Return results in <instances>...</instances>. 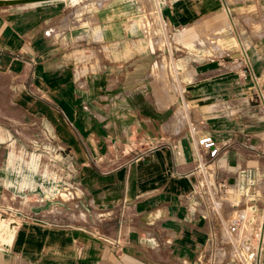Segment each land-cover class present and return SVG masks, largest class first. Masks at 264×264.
<instances>
[{"label": "crops", "instance_id": "crops-1", "mask_svg": "<svg viewBox=\"0 0 264 264\" xmlns=\"http://www.w3.org/2000/svg\"><path fill=\"white\" fill-rule=\"evenodd\" d=\"M1 1L4 0H0V205L5 202L4 196L19 197L33 186L28 160L20 150L25 142L21 129L29 131L37 113H42L44 122L53 126L61 143L72 147L80 170H86L81 175L93 177L88 206H106L107 201L97 198L101 192H106L110 201L121 200L124 194L123 208L138 215L133 219L92 214L87 221L78 217L74 222L67 217L57 225L28 209L26 223L10 226V241L6 245L0 242V264H193L199 253L209 247L213 233L222 223L226 231L227 218L218 220L216 213L207 212L204 203L199 205L198 198L190 197L191 191L204 180L213 184L227 181L230 191L222 207L227 216V212L246 204L231 201L240 190V173L247 168L253 169L257 178L253 198L247 200L254 202L255 212L264 221V116L260 113V104L264 108V79L259 82L264 39L256 35L264 31V26L231 24L230 28H223L227 35L235 34V45L246 53L245 61L254 65L249 74L227 73L220 67L228 62L226 57L242 63L241 52L204 57L187 51L191 45L203 43L198 40L202 28L197 23L201 20L213 17L208 22L218 27L214 16L224 18L225 12L229 20L235 21L241 18L240 7L255 5L256 0H166L160 15L167 22L173 41L185 50L179 59L185 66L180 71L183 89H178L177 98L186 112L190 110L181 121H186V132L180 136L175 121V134L166 141L160 139L161 145L142 146L139 151L130 149L123 163L110 169L101 166V148L108 137L139 127L141 132L151 129V135L156 133L159 138L157 128L165 122L168 126L163 113L170 108L159 103L158 94L164 92L167 97L165 91L170 90L164 89V82L156 78L155 91L159 93L154 92L147 71L149 64H153L150 68L154 71L160 61V53L153 51L155 33L148 31L147 41L133 38L134 31L141 35L143 32L136 29L135 22H118L119 11L115 8L95 9L88 13L97 18V24L90 28L101 33L97 38L103 39L83 47L69 27L73 20L65 24L68 20L63 15L74 13L67 11L65 0L29 5ZM251 15L258 17L255 11ZM156 18L153 14L144 21L141 17L134 21L151 27ZM117 48H123L125 55H117ZM99 51L103 53L99 63L106 65L107 71L98 73L92 84L91 92L99 93L97 100L86 104L81 94L72 100L74 94L69 90L73 85L67 66L82 58L96 57ZM117 64L122 67L117 68ZM136 64L146 66V70L133 73L130 69ZM158 67L157 70L162 68ZM71 81L74 83V79ZM119 98L122 102H117ZM194 130L197 135H211L219 145L216 158L204 166L197 157ZM64 132H69L71 141L62 136ZM202 158H206L205 152ZM260 219L247 240L251 244L256 240L252 259L257 257L259 264H264V222L261 229ZM134 220L141 229H148L147 238L132 233ZM133 234L140 238L139 242H132Z\"/></svg>", "mask_w": 264, "mask_h": 264}, {"label": "rangeland", "instance_id": "rangeland-1", "mask_svg": "<svg viewBox=\"0 0 264 264\" xmlns=\"http://www.w3.org/2000/svg\"><path fill=\"white\" fill-rule=\"evenodd\" d=\"M7 1L4 0L2 3L7 4ZM58 1V0H56ZM65 6L67 7V11H73L74 13L71 15H63L64 20H68L65 24L71 21V25L69 24L70 29H72L73 36H78L79 43H82L83 47H90L98 43L97 41L103 38H97V35H100L96 29L90 28L93 24H97V18L94 15L88 14L93 10L97 9H117L119 18L118 22H121L123 25L126 23H130L131 21L135 22L136 29H142V35L139 32H133V38H143L145 41L148 40L147 32L155 33L153 36V51L160 53V61L156 63L157 65L154 67L153 71L148 65V74L150 75L149 81L151 82L152 90L155 91L156 78H159L164 82V89H168L170 91H165L167 97H164V92L159 93V103H162L164 106H168L170 109L163 113L165 117V121H168V126L165 122L163 127L157 128L159 138L156 137V133L151 135V129H146V132H141V128L135 127L133 129L128 130L127 134L123 133L121 136H110L106 139L105 146L102 147L101 152H103V160L101 162V166H106L107 169L114 168L115 166L123 163V161L127 158L128 152L131 151H139V149H143V147H147V145H161V140L166 141L169 135L175 134V127L172 126L179 124V133L180 136H183L186 132V126H183L186 121L185 119L190 110L186 112L184 107L182 106L181 100H179L178 94L179 90L183 89L182 84V76L180 71L185 67L183 64L179 63V59L185 54V50H183L178 42H174L169 33L168 29H163L161 26V15L160 8L166 3V0H65ZM11 5V4H9ZM241 18L230 19L226 16L225 12H223L224 18L220 16H214L215 20L218 23L217 26H213L209 24V18H204L201 22L197 23L199 27L202 28V31L199 32V41L202 40L203 43L199 44L197 42V46L191 45V47L187 50L190 52H195L196 54L203 55L204 57H215L224 55L228 52L238 51L240 53V48L238 45H235V40L237 38L233 32L227 35L223 30L224 26L230 25H247V26H256L263 25L264 26V1L256 0L255 5L247 6L243 5L240 7ZM255 11L258 14L257 16L251 15L252 12ZM157 15V18L154 24L151 27L142 26V23L134 21V19L142 18L144 21L146 17H152V15ZM68 26V25H66ZM198 27V28H199ZM98 29V27H97ZM166 32V33H165ZM256 35L264 39V31L256 32ZM142 36V37H141ZM232 40V43L229 42ZM96 41V42H95ZM218 45L217 47L214 45ZM237 44V43H236ZM150 46V44L148 43ZM117 55L124 56L123 48H117ZM247 52L249 49H246ZM93 51H96L93 49ZM242 53V52H241ZM243 55V53H242ZM103 53L99 51L96 57L93 58H82L78 63L69 64L67 66V75L69 78L70 84L73 85V89L71 92L73 97L72 100L75 99L76 94H81L83 100L90 104L95 99L97 100V96L99 93L93 94L91 92L92 84L97 80L98 73L106 72V65L99 63V61H103ZM249 59V58H248ZM225 64H222L220 67L223 68L224 72L227 73H237L242 74V70H246V74L250 73L252 70L251 62L248 64L245 61V57L243 55L242 63L237 62L234 58L226 57ZM234 61V62H233ZM251 61V59H249ZM234 63V64H233ZM153 65V64H152ZM159 66H162L161 69L157 70ZM242 66V68H241ZM261 75H259V82H262L264 79V64H261ZM117 68H121V64L116 65ZM101 68V70H100ZM133 73L140 74L146 70V66H139L136 64L131 67ZM175 71V72H174ZM155 72V73H154ZM74 79V83L71 81ZM77 79V80H76ZM180 80V83L178 84ZM107 80H105L106 82ZM174 89L172 90V86ZM182 84V85H181ZM262 88L264 89V81L262 83ZM149 86V89H151ZM181 88V89H180ZM179 89V90H178ZM171 95V97L169 96ZM264 95V93H263ZM264 97V96H263ZM124 98V97H123ZM172 99V100H171ZM122 98L117 100L122 102ZM252 104H256L252 102ZM186 105L190 109V104L186 103ZM260 113L264 116V108L260 104ZM42 114V113H41ZM40 113L36 115L35 123L30 127V130L21 129V137L25 139V142L20 147L21 154L23 155L25 161L28 160V172L30 175V179L33 181V186H31L30 191H24L20 193V196H12L9 195L4 196V204L0 205V223L4 226H0V242L1 244H7L10 241V226H18V223H26L24 222V218L28 215L29 210L31 209L36 213V216L43 217L50 224L64 223L61 219L66 220V218L78 219L81 217L84 221H87L88 217L92 214L95 216L98 215H111V216H121L133 218L136 217V213L134 210L130 211L128 208H123L124 204V194L119 199H111L108 195L103 192L98 195L100 200H105L106 206L108 207H90L87 204V201L91 199L92 194V185L91 180L93 177L90 175L84 174L81 175V172H85L86 170H80L79 162L75 158V154L71 151L72 147L67 146L65 143H61L59 136L55 132L53 126L47 124L43 120V116ZM62 136L71 141V136L69 132H64ZM131 136L133 140L131 139ZM162 137V138H160ZM131 141L134 143L131 145ZM138 141H143V143H139ZM148 141V142H146ZM146 142V143H145ZM102 145V144H101ZM104 145V144H103ZM102 145V146H103ZM138 145V146H137ZM141 147V148H140ZM111 159L110 161H106V159ZM78 164V165H77ZM110 164V166H107ZM244 189L237 190L234 194V198L231 202H240L245 201V206H241L235 210H231L227 212V216L222 213V209L216 213V217L219 220L220 217L227 218L226 224L228 225L232 218H235L238 214H243L246 217V224L239 230L238 234L232 233L229 236L226 231L224 232L223 223L216 231V233L212 237V241H209V250H211L213 255L210 256L209 252L199 253V256L196 258L200 259L201 264H254V259H252V247L255 245V241L251 244V241H248L247 238L253 232V225H259L260 215L255 212L254 202L248 201V199L253 198V189L248 190V197L244 196ZM9 199V200H8ZM129 200V198H128ZM21 202L18 206L17 202ZM114 203H117V206L112 207ZM78 205V206H76ZM114 206V205H113ZM103 208V209H102ZM139 207L137 206V210L139 211ZM241 209H246L241 210ZM231 219V220H229ZM9 226H7L8 222ZM26 221V220H25ZM229 222V223H228ZM262 219H260V228L263 229ZM257 224V225H256ZM8 227V228H7ZM132 233L136 234L137 237H146L148 234V229H141L140 226L133 221L131 224ZM141 232V233H140ZM147 232V233H145ZM142 235V236H141ZM222 235V237H220ZM241 235V236H240ZM261 235V232H260ZM152 235H149L150 237ZM147 238V237H146ZM262 238V237H261ZM260 238V242H261ZM140 238H136L135 234H133V243L139 242ZM196 259V260H197ZM179 261H182L181 259ZM181 263V262H180ZM193 264H196L193 263ZM259 264V263H258Z\"/></svg>", "mask_w": 264, "mask_h": 264}, {"label": "built area", "instance_id": "built-area-1", "mask_svg": "<svg viewBox=\"0 0 264 264\" xmlns=\"http://www.w3.org/2000/svg\"><path fill=\"white\" fill-rule=\"evenodd\" d=\"M161 26L163 29L168 28L167 22L163 19H161ZM245 72L246 70H244L242 74H244ZM195 133L196 132L194 130L193 134L195 139L194 141L196 146L197 157L198 159L201 160V165L204 166L205 164L209 163L214 158H216L219 151V145L211 135L209 134L197 135ZM202 152H205L206 158H204V160L202 158ZM240 179L241 182L239 184V188L242 190L244 189L245 191L243 194L245 197H248L249 195L248 190H252L257 184V178L254 175L253 169L247 168L242 170L240 173ZM229 191H230L229 183L225 180H219L215 184H213L211 180H204L203 184L199 183L197 188L191 191L190 197L198 198L201 201V203L198 202L199 205H202L204 203L207 212L211 211L214 213H218L222 209L223 203ZM56 222L54 223L59 224ZM244 222H245L244 215L242 213L241 214L237 213L236 218H232L230 224L228 225L226 224L225 226L226 233H228L229 236L232 235V233L238 234L239 230L243 228ZM209 248L210 247L205 248V250L201 251V253L208 251L210 256L213 255L212 253L215 254V252H212L211 250H209ZM201 263L202 262L198 258L196 264H201ZM258 263L259 260L257 261V257L254 258V264H258Z\"/></svg>", "mask_w": 264, "mask_h": 264}, {"label": "bare ground", "instance_id": "bare-ground-1", "mask_svg": "<svg viewBox=\"0 0 264 264\" xmlns=\"http://www.w3.org/2000/svg\"><path fill=\"white\" fill-rule=\"evenodd\" d=\"M23 1V0H22ZM21 1V3H17V5H29V4H37V3H41V2H44V1H51V0H35V1H29V2H22ZM26 1V0H25ZM54 1H56V0H54ZM11 5H13V4H11ZM16 5V4H15ZM166 33V32H165ZM243 55H246V53L245 52H243ZM183 91V90H182ZM210 167V166H209ZM203 168V167H202ZM211 171V170H210ZM205 172H206V170H205ZM245 217V216H244ZM236 218V217H235ZM229 220H231V219H229ZM229 223V222H228ZM230 224V223H229ZM244 224H246V217H245V222H244ZM245 225H243V227H244ZM241 234L243 233V229L241 228ZM241 236V235H240Z\"/></svg>", "mask_w": 264, "mask_h": 264}, {"label": "water", "instance_id": "water-1", "mask_svg": "<svg viewBox=\"0 0 264 264\" xmlns=\"http://www.w3.org/2000/svg\"><path fill=\"white\" fill-rule=\"evenodd\" d=\"M22 0H10V1H7V4H17V3H21ZM29 1H35V0H23L22 2H29ZM3 2V1H2Z\"/></svg>", "mask_w": 264, "mask_h": 264}]
</instances>
